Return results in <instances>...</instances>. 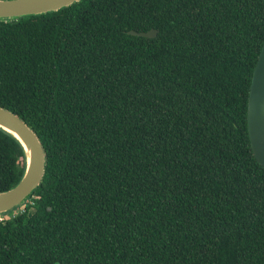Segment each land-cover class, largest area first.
I'll return each instance as SVG.
<instances>
[{
  "label": "trees",
  "instance_id": "1",
  "mask_svg": "<svg viewBox=\"0 0 264 264\" xmlns=\"http://www.w3.org/2000/svg\"><path fill=\"white\" fill-rule=\"evenodd\" d=\"M263 45L264 0H81L0 21V106L48 158L0 222V264H264L247 120ZM26 167L0 129V193Z\"/></svg>",
  "mask_w": 264,
  "mask_h": 264
},
{
  "label": "water",
  "instance_id": "2",
  "mask_svg": "<svg viewBox=\"0 0 264 264\" xmlns=\"http://www.w3.org/2000/svg\"><path fill=\"white\" fill-rule=\"evenodd\" d=\"M81 0H0V21L10 22L28 16L44 15L68 8ZM129 35L156 38L158 30L138 32ZM248 132L253 153L264 167V45L255 68L248 100ZM0 129L12 135L23 146L27 167L18 185L0 193V221L3 216L20 209L12 218L23 213L29 198L37 190L46 175L47 153L39 135L15 112L0 106ZM55 264H63L56 262Z\"/></svg>",
  "mask_w": 264,
  "mask_h": 264
},
{
  "label": "rangeland",
  "instance_id": "3",
  "mask_svg": "<svg viewBox=\"0 0 264 264\" xmlns=\"http://www.w3.org/2000/svg\"><path fill=\"white\" fill-rule=\"evenodd\" d=\"M19 210H20V209H17V210H15V211L9 212L8 214L4 215L3 217L6 218L7 220L13 219V218H12L13 215H14V214H17Z\"/></svg>",
  "mask_w": 264,
  "mask_h": 264
},
{
  "label": "built area",
  "instance_id": "4",
  "mask_svg": "<svg viewBox=\"0 0 264 264\" xmlns=\"http://www.w3.org/2000/svg\"><path fill=\"white\" fill-rule=\"evenodd\" d=\"M0 222H3V220H1Z\"/></svg>",
  "mask_w": 264,
  "mask_h": 264
}]
</instances>
